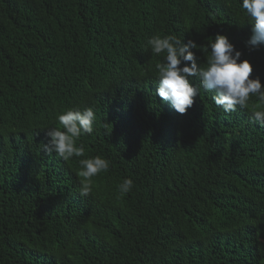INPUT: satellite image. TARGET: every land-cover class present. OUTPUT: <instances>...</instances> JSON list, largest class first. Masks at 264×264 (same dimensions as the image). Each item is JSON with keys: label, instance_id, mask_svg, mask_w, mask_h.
I'll list each match as a JSON object with an SVG mask.
<instances>
[{"label": "trees", "instance_id": "obj_1", "mask_svg": "<svg viewBox=\"0 0 264 264\" xmlns=\"http://www.w3.org/2000/svg\"><path fill=\"white\" fill-rule=\"evenodd\" d=\"M241 4L0 0V264H264L256 97L226 113L199 78L179 114L157 94L166 54L147 46L156 34L194 40L205 65L219 33L264 68ZM68 107H91L96 121L77 141L85 155L65 161L43 147ZM95 155L110 167L81 197L79 160Z\"/></svg>", "mask_w": 264, "mask_h": 264}, {"label": "clouds", "instance_id": "obj_2", "mask_svg": "<svg viewBox=\"0 0 264 264\" xmlns=\"http://www.w3.org/2000/svg\"><path fill=\"white\" fill-rule=\"evenodd\" d=\"M242 9L252 23V35L247 44L258 47L264 44V0H242ZM151 51L160 55L165 53L163 62L155 64L157 94L171 103L179 114H185L192 107L194 98L199 94L198 84L211 91L215 104L226 113L234 112L237 107L248 108L251 97L257 102L251 105V118L264 125V85L262 77L264 68L258 60L241 59L242 53L236 50L229 38L224 34H216L208 38L210 55L206 64L198 63L196 52L192 49L200 47L194 40L184 43L176 35H153L147 39ZM207 50V49H204ZM255 73V76L253 75ZM256 78H251V77ZM62 126L47 128L46 135L50 138L44 144L43 151L55 152L67 161L75 157H83V144L77 141L83 134H91L96 121V114L91 107H68L56 116ZM80 168L77 175L80 179L78 193L81 197L93 191V177L109 170L110 161L100 155L79 160ZM134 186L132 178H124L118 185L120 195L128 194Z\"/></svg>", "mask_w": 264, "mask_h": 264}]
</instances>
